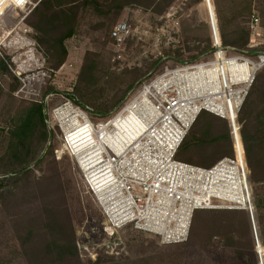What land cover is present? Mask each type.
Masks as SVG:
<instances>
[{
  "label": "rangeland",
  "instance_id": "obj_1",
  "mask_svg": "<svg viewBox=\"0 0 264 264\" xmlns=\"http://www.w3.org/2000/svg\"><path fill=\"white\" fill-rule=\"evenodd\" d=\"M39 1L34 0L31 7L22 10L8 8L0 16V60L6 67V71H0V158L6 154L14 124L21 121L32 104H42L45 125L50 135L47 141L34 138L28 177L14 186L10 182L6 188L9 192L0 199V264H25L21 257L22 251L11 236L15 239L23 225L27 227L32 224L31 228L40 240L42 227L46 223L44 216L41 218L40 215L47 206H54L59 212L67 210L83 264H93L100 257L106 259V264H115L109 262L111 257L118 262L116 264H149V257L159 255H173L176 264L180 259L183 264H239L241 260L236 251L223 247L217 237L211 245L188 241L167 246L162 245L157 236L132 227L112 233L103 212L88 190L78 159L61 151L62 130L51 123L50 113L72 94L91 105L109 108L124 94L134 78L141 79L142 83L135 91L127 93L115 111L105 117L95 118L103 122L111 119L166 68L177 67L178 63L173 59L176 50L180 51L181 57L186 58L190 54L187 49H193L198 44L205 47L208 38L213 48L209 11L216 15L222 43L224 33L242 27L249 31V49L264 46V0H201L196 3H193L195 0H176L163 14L128 7L113 21L91 11L78 23L74 36L65 42L68 55L57 69L49 65L45 47L39 41L40 31L34 28L37 22L34 15ZM252 16L260 20L259 28L254 33L250 30ZM119 22H126L131 33L125 44L117 48L111 40L110 31ZM89 53L98 63L96 79H99L86 85L79 77ZM260 55L264 54L250 58L239 52L227 51V56H240L248 61H256ZM29 59L35 64L33 67L28 63ZM214 60L215 50L193 63ZM155 62H158V66L154 70ZM39 72L47 74L44 80H28ZM19 77L27 79L22 82ZM9 168V164L0 162L1 178L13 175L5 174ZM251 182L249 171L254 205L256 190L260 192L261 187ZM10 192L15 193V196L9 197ZM259 214L262 220L260 232L263 235L264 211L254 208V220L250 218L252 227L255 225L256 229V233L252 231L253 255L258 262L260 257L263 261L264 256L260 245L259 257L256 242L260 244L261 236L257 227ZM243 253L247 254L245 251ZM174 262L171 261V264Z\"/></svg>",
  "mask_w": 264,
  "mask_h": 264
},
{
  "label": "built area",
  "instance_id": "obj_2",
  "mask_svg": "<svg viewBox=\"0 0 264 264\" xmlns=\"http://www.w3.org/2000/svg\"><path fill=\"white\" fill-rule=\"evenodd\" d=\"M33 1L0 0V16L8 8L31 7ZM259 24V18L252 16L251 32ZM209 25L213 62L166 68L111 119L94 122L70 99L50 113L51 123L62 130L61 151L78 159L88 190L112 233L132 227L169 246L188 241L198 210H244L254 220L238 113L257 72L264 68V55L256 61L227 56L216 15L210 11ZM130 33L126 22L117 23L110 33L115 47H122ZM28 63L35 65L32 59ZM46 76L39 72L28 80L42 81ZM202 112L229 122L234 152L208 168L177 159ZM128 115L135 116L141 127L137 125L139 130L128 141L116 142L111 138L118 132L114 121ZM81 146L87 149L80 152Z\"/></svg>",
  "mask_w": 264,
  "mask_h": 264
},
{
  "label": "trees",
  "instance_id": "obj_3",
  "mask_svg": "<svg viewBox=\"0 0 264 264\" xmlns=\"http://www.w3.org/2000/svg\"><path fill=\"white\" fill-rule=\"evenodd\" d=\"M176 0H41L36 10V24L34 28L40 31V43L45 47L46 56L51 68H59L66 60L68 51L65 42L72 38L76 32L78 23L91 11L102 18L113 21L117 19L128 7H138L144 10H152L154 13L163 14ZM195 0L193 3L200 2ZM111 33V31H110ZM197 41V40H196ZM249 31L246 28H235L229 33L223 34V47L229 52H239L247 57L255 58L264 54V46L255 49L248 48ZM207 45H198L186 51L190 54L183 58L180 51L176 50L173 59L179 65L191 64L204 55L211 54V41L206 40ZM201 45V44H200ZM97 65L91 54H87L80 81L86 85L95 83ZM155 67L158 62L154 63ZM153 70V71H154ZM0 71H6L5 64L0 60ZM146 76H149L146 74ZM152 76V75H151ZM150 77V76H149ZM141 79L134 78L126 91L109 108L91 105L76 94L69 95V99L88 112L91 119L105 117L115 111L126 98L128 92H133ZM84 98V97H83ZM96 118V119H95ZM240 134L246 154V162L251 172L252 184L259 185L261 191L256 190L254 208L264 211V68L257 73L248 95L238 113ZM9 145L0 162L10 165L12 178L0 177V199L5 197L6 188L13 182V186L21 183L29 175L28 167L31 164L34 150V138L47 141L50 137L45 125L42 104H32L21 121L14 124L9 134ZM232 138L230 125L225 119L213 116L208 112H202L181 145L177 159L192 165L211 167L223 157H232ZM54 162V161H53ZM254 195V194H253ZM15 196L10 192L9 197ZM46 221L41 239L36 236L32 224L22 226L12 240L18 244L22 251L21 257L25 264H83L76 241L75 229L67 214L52 206H47L40 217ZM257 227L259 229L260 245L264 255V234L260 232L262 220L260 214ZM250 217L244 210H198L194 213L188 241L198 245H211L215 237L219 238L222 246L234 249L241 260L239 264H260L255 258L253 242V227ZM252 228V230H251ZM187 241V242H188ZM247 252V254L243 253ZM149 264H171L173 255H159L148 258ZM105 258H98L93 264H106ZM157 261V262H156ZM110 263H118L113 257ZM145 263V262H143ZM174 264H176L174 262ZM177 264H183L178 262ZM264 264V256H263Z\"/></svg>",
  "mask_w": 264,
  "mask_h": 264
},
{
  "label": "bare ground",
  "instance_id": "obj_4",
  "mask_svg": "<svg viewBox=\"0 0 264 264\" xmlns=\"http://www.w3.org/2000/svg\"><path fill=\"white\" fill-rule=\"evenodd\" d=\"M206 1L208 2L210 0H206ZM244 68L248 70V65L245 64ZM114 123L118 128V132L115 133L114 136H111V138L116 142L128 141V139H130L134 135V133L137 132V130H139L138 126L139 128L141 127L140 124L141 122H139L136 119V117L133 115H128L125 118L124 117L117 118L114 121ZM80 149H81L80 152H84L87 149V147L81 146ZM81 155H84V153H82Z\"/></svg>",
  "mask_w": 264,
  "mask_h": 264
},
{
  "label": "water",
  "instance_id": "obj_5",
  "mask_svg": "<svg viewBox=\"0 0 264 264\" xmlns=\"http://www.w3.org/2000/svg\"><path fill=\"white\" fill-rule=\"evenodd\" d=\"M253 230H254V233H255V226L253 225ZM257 240V239H256ZM257 242V249L259 250V248H260V244H259V242L258 241H256ZM259 252V257H260V251H258ZM260 264H263V261H262V259H261V257H260Z\"/></svg>",
  "mask_w": 264,
  "mask_h": 264
}]
</instances>
